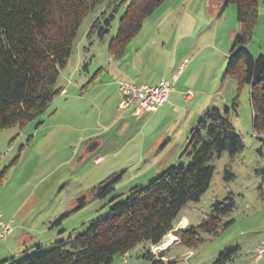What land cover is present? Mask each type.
<instances>
[{"label":"rangeland","instance_id":"obj_1","mask_svg":"<svg viewBox=\"0 0 264 264\" xmlns=\"http://www.w3.org/2000/svg\"><path fill=\"white\" fill-rule=\"evenodd\" d=\"M124 9L125 5H120L113 13L103 40L97 33L88 38L87 32L105 7L99 5L89 12L79 25L71 55L55 85L66 88V95L60 92L41 116L26 125L0 130V214L1 220L12 226L11 234L0 239V264L22 260L26 250L33 255L45 253L106 215L107 200L99 199L93 189L107 178L119 177L114 188L119 201L129 188L146 184L171 165L188 162L182 154L188 132L204 108L231 109L234 98L237 105L229 119L243 148L233 156L223 152L212 158L209 187L198 202L187 203L179 212L175 229L185 227L182 217L186 225L197 227L210 214L212 204L226 197L233 199L234 208L222 222L234 221L217 235L202 234L204 241L190 252L180 242V235L170 232L157 246L141 242L124 256L114 255L112 264H150L142 256L146 249L158 256L171 246L167 253L176 264H212L220 253L238 245L241 251L227 264H244L255 238L264 237V147L253 131L249 87L240 86L234 77H224L227 52L241 29L235 4L225 0H164L144 19L139 32L125 44V54L129 52L131 57L144 45L143 58L133 69L138 78L133 81L156 85L166 75L170 50L181 52L193 65L176 81V89L179 93L191 90L194 98L203 99L206 105L192 107L179 98L181 109L174 113L166 109L154 118L145 115L126 120L125 111H114L119 95L109 84L106 70L110 64L107 44L117 33ZM256 13L247 44L253 56L264 55V0H257ZM111 14L110 9L105 11L101 28ZM84 62L89 73L83 70ZM101 67L104 70L93 77ZM112 118L119 120L107 131ZM113 136L110 142L107 138ZM104 139L108 144L101 142ZM144 142L145 146L155 143V147L149 153L138 150V144ZM80 199L83 206L74 211ZM168 237H172L170 246L157 250Z\"/></svg>","mask_w":264,"mask_h":264},{"label":"trees","instance_id":"obj_2","mask_svg":"<svg viewBox=\"0 0 264 264\" xmlns=\"http://www.w3.org/2000/svg\"><path fill=\"white\" fill-rule=\"evenodd\" d=\"M163 1L0 0V130L35 120L60 94L61 88L55 86L59 72L65 67L79 25L89 12L99 5L112 12L104 20V28L100 27V18L105 11L93 19L87 32L88 38L97 33L103 40L113 13L125 5L117 33L107 44L113 58H119L144 19ZM225 1L235 4L241 29L227 52L224 77H234L240 86L249 87L253 131L264 147V55L253 56L247 50L257 21V0ZM236 105L234 98L231 109L213 107L198 119L188 132L182 153L188 162L171 165L146 184L129 188L126 197L119 201L114 189L119 177L107 178L93 189L99 199L107 200L106 215L96 218L84 232L55 243L51 250L34 255L26 250L22 260H10L8 264H112L114 255L124 256L141 242L157 246L170 232L179 234L180 242L189 249L204 241L202 234L217 235L234 221L222 222V217L234 208L232 198L215 201L210 214L197 227L185 225L176 230L175 225L185 205L198 202L209 187L212 158L223 152L233 156L243 148L241 136L229 119ZM82 203H77L74 211ZM64 216L67 215L60 218ZM238 249L237 246L220 253L212 264L233 262ZM164 254L155 256L146 249L142 256L150 264H176L175 259Z\"/></svg>","mask_w":264,"mask_h":264},{"label":"crops","instance_id":"obj_3","mask_svg":"<svg viewBox=\"0 0 264 264\" xmlns=\"http://www.w3.org/2000/svg\"><path fill=\"white\" fill-rule=\"evenodd\" d=\"M143 48H144V45L141 48L138 47V49H140V51L139 52L138 51L135 52L132 57L129 56V52L126 53V54L124 53L119 58H113V55L108 54L109 56L107 57V59H108V61H109L110 64H108V68L107 69L105 68V69L108 71V74H109L108 76H110V82H109V84L115 86V90L118 93V95H119V92L117 91V84L116 83H118L119 81L129 82V83H133V84L134 83H136V84H145V83H138V82L133 81V79L135 80V78L137 77L136 72H135L136 70H133V69L135 68L136 63L138 62V60H141L143 58L142 57L143 56V53H141V51L143 50ZM167 56H168L167 57V64H168V66H167V68H165V69H167L166 70V75H165L164 78H161V79H165V80L171 81V80H173V76H175V74H176V71H177L176 68L179 67V65L182 63V61L184 59H186V58H184V54H182L181 52L178 53V54L174 53V50L173 51L170 50V52L168 53ZM192 65H193L192 62L190 63V61H189L188 65L185 67V69L183 70V72L177 77V80L173 81V88H174V90H173V92L171 94H169L170 95V97H169V103L167 105H164L163 107L158 108V110L156 112H144V113L139 114V115L134 114L133 108L123 109L122 111H125V113H126L124 120H126V118H137V117L142 118L145 115H148V117L153 116L152 118H154L155 114H158L159 112H161L163 110H166V109L168 110L167 112H173L174 113L175 111L181 109L180 106H179L180 99H182V102L185 103V104L190 103L192 105V107H197L200 104L201 105H206V104H204L205 101H203V99H195L194 98V94H193V92L191 90H188V91H191L192 92V94H193L192 98H190L189 100H184V95L183 94H185L187 92V90H185L184 92H180L179 93L177 91V89H176V84H177L176 81H179V79L181 77H183L187 73L188 70L191 69L189 66H192ZM82 67H83L84 72L89 73L88 72L89 71L88 70L89 67H88V65H86L85 62H84V65ZM170 69H172V71H170V75H169L168 73H169V70ZM103 70H104L103 67H101L100 69L96 70L95 71L96 73L94 74L93 77H95V75L97 74L98 71L101 72ZM93 77L91 79H93ZM91 79H90L89 83L91 81H93ZM98 87H101V86L99 85ZM59 88H61L62 95L65 96L66 95V88H64V87H59ZM85 88L86 87L83 86L82 87V90H84ZM200 92H201V90H200ZM206 93L208 95V92H202V94H205V95H206ZM59 95H61V94H59ZM118 97H119V100H120V95ZM210 97L213 98V95L210 96ZM88 101H90V99ZM210 107H212V105L211 106H208L207 108H204V111L202 110L203 111L202 113H204ZM116 109H117V107L114 109V111H116L117 113L118 112H121V111H118ZM102 113H100L99 121H101L103 119ZM118 120L119 119L113 120V118H112L109 121V123H107L108 124L106 126L107 127L106 128L107 131H110L112 129V127H113V123L118 122ZM110 138H114V136L107 138L111 142L112 140ZM101 142H103V144L104 143L108 144L107 142H105V139L103 141L101 140ZM154 145H155V143L154 144H148L147 146H145V142H144V144L143 143L141 145L138 144V146L136 148L138 150L142 151V152L149 153V151H151V149L153 147H155ZM262 183H264V181ZM182 222L184 223L183 225H186L187 224V220H186L185 217H182ZM263 238H264L263 236H262V238H260L259 235L255 238V242L253 243L254 246L251 248L250 256L247 257L248 259L246 260V262H244V264H261V261L264 260V255L262 256V258L259 261L258 260H255V258H254L255 248L263 240ZM172 247L173 246L169 247L168 249L166 248L167 251H165V249L162 250V251H165L164 252L165 253L164 255L167 258H172V256H170L167 253L169 251V249L172 248ZM238 247H239L238 250L240 252L241 251L240 250L241 247L239 245H238ZM188 250H189V248H188ZM190 251L191 250H189L187 252H190Z\"/></svg>","mask_w":264,"mask_h":264},{"label":"built area","instance_id":"obj_4","mask_svg":"<svg viewBox=\"0 0 264 264\" xmlns=\"http://www.w3.org/2000/svg\"><path fill=\"white\" fill-rule=\"evenodd\" d=\"M188 63L189 61L184 59L179 67L176 68L177 71L175 76H173V80L162 79L156 85L119 81L116 84L120 100L116 110L122 111L123 109L133 108L134 114L139 115L144 112H156L158 108L167 105L169 103V94L174 90L173 81L177 80V77L183 72ZM183 95L184 100H189L193 96L191 91H187ZM1 219L2 215L0 214V239H5L8 234H11L12 226L10 222H4ZM263 255L264 239L256 246L254 258L259 261Z\"/></svg>","mask_w":264,"mask_h":264},{"label":"bare ground","instance_id":"obj_5","mask_svg":"<svg viewBox=\"0 0 264 264\" xmlns=\"http://www.w3.org/2000/svg\"><path fill=\"white\" fill-rule=\"evenodd\" d=\"M171 241H172V237H168V239H166L165 243L161 247H159V248L157 247L156 249L159 250V251L166 249L170 245Z\"/></svg>","mask_w":264,"mask_h":264},{"label":"water","instance_id":"obj_6","mask_svg":"<svg viewBox=\"0 0 264 264\" xmlns=\"http://www.w3.org/2000/svg\"><path fill=\"white\" fill-rule=\"evenodd\" d=\"M81 202H83V199L78 200V203H81ZM160 251H162V250H160Z\"/></svg>","mask_w":264,"mask_h":264}]
</instances>
